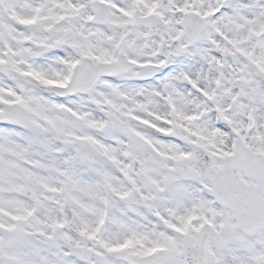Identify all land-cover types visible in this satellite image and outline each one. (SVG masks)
<instances>
[{"label":"snow or ice","instance_id":"6c2138e0","mask_svg":"<svg viewBox=\"0 0 264 264\" xmlns=\"http://www.w3.org/2000/svg\"><path fill=\"white\" fill-rule=\"evenodd\" d=\"M0 264H264V0H0Z\"/></svg>","mask_w":264,"mask_h":264}]
</instances>
